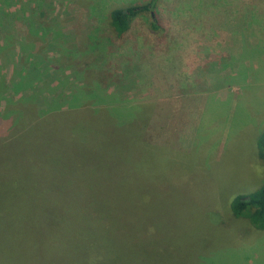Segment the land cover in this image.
Returning <instances> with one entry per match:
<instances>
[{
	"label": "rangeland",
	"instance_id": "1",
	"mask_svg": "<svg viewBox=\"0 0 264 264\" xmlns=\"http://www.w3.org/2000/svg\"><path fill=\"white\" fill-rule=\"evenodd\" d=\"M148 1H0L1 135L15 119L8 100L20 98L32 123L69 106L136 118L133 165L148 178L132 196L155 198L130 214L141 224L119 232L118 252L96 236L34 241L26 233L43 230L44 200L24 190V244H3L0 264H264V230L228 208L264 182V0H158L123 34L112 30L111 10Z\"/></svg>",
	"mask_w": 264,
	"mask_h": 264
},
{
	"label": "trees",
	"instance_id": "2",
	"mask_svg": "<svg viewBox=\"0 0 264 264\" xmlns=\"http://www.w3.org/2000/svg\"><path fill=\"white\" fill-rule=\"evenodd\" d=\"M157 1L111 10L110 27L117 35L123 34L135 16L150 12ZM151 26L158 28L152 13ZM23 101L20 98L12 108L8 100L5 111L11 108L15 119L10 122L11 129L2 135L5 114L0 115V254L3 244L17 241L24 244L22 199L24 190L28 192L34 187L44 200L40 202L44 228L30 230L26 235H34V241L41 244L79 242L84 235L87 239L96 236L92 241L103 240L115 248L119 244L113 242L121 243L119 232L132 230L133 233L141 224L139 221L135 226L136 220L131 215L141 213L140 204L155 199L138 200L132 196L136 185L148 178L143 164H138L140 160L138 165H133L134 158L141 155L142 125L136 118L113 115L112 109L103 116H95L89 106L57 109L32 123L24 120ZM56 121L64 125L65 133L61 129L50 130ZM83 136L89 138L86 147L75 139ZM256 148L264 165V127L257 136ZM101 193L105 195L101 200L82 199ZM228 208L234 218L247 219L255 229L264 230V182L252 192L234 195ZM117 256L108 255L110 263Z\"/></svg>",
	"mask_w": 264,
	"mask_h": 264
}]
</instances>
